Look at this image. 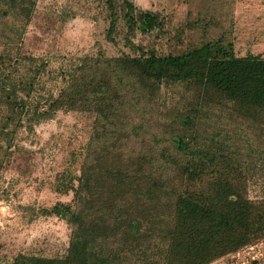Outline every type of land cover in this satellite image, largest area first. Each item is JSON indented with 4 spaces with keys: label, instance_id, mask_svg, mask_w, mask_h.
Returning <instances> with one entry per match:
<instances>
[{
    "label": "trees",
    "instance_id": "obj_1",
    "mask_svg": "<svg viewBox=\"0 0 264 264\" xmlns=\"http://www.w3.org/2000/svg\"><path fill=\"white\" fill-rule=\"evenodd\" d=\"M1 3L29 21L37 0ZM105 3L110 37L122 13L129 35L165 37L160 12ZM22 60L0 54V178L20 132L60 110L95 119L79 168L69 162L57 178L59 192H72L51 209L71 227L66 255L20 253L9 264H210L264 238V198L249 194L261 152H247L250 132H264L263 55L238 56L221 41L181 53L100 50L60 69L56 90L45 89L47 65L29 55L20 73ZM177 85L187 104L167 105L162 90ZM212 123L219 133L206 132Z\"/></svg>",
    "mask_w": 264,
    "mask_h": 264
},
{
    "label": "rangeland",
    "instance_id": "obj_2",
    "mask_svg": "<svg viewBox=\"0 0 264 264\" xmlns=\"http://www.w3.org/2000/svg\"><path fill=\"white\" fill-rule=\"evenodd\" d=\"M129 1L139 9L160 12L166 21L165 37L138 31L129 35L123 13L110 37L105 0H37L29 21L17 13H5L1 3L0 54L23 56L20 73L29 55L37 57L49 69L44 76L46 90H56L60 69L100 50L110 57L135 54L140 45L181 53L221 41L231 43L238 56H264V0ZM187 96L185 85L162 90L167 105H186ZM167 118L169 132L171 117ZM94 119L89 111L60 110L32 131L19 133V149L0 178V264H9L20 253L66 255L71 227L51 209L57 202H70L72 192H59L57 178L69 162L79 168L78 155L93 131ZM206 128L209 133L219 129L218 123ZM250 138L248 154L261 153L250 166L249 194L260 199L264 198V132H250ZM210 264H264V238Z\"/></svg>",
    "mask_w": 264,
    "mask_h": 264
}]
</instances>
